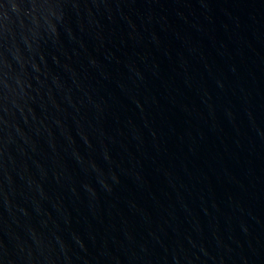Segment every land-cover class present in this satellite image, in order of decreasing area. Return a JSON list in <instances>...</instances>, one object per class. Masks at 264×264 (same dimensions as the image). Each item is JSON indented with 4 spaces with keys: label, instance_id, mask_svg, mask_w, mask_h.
<instances>
[{
    "label": "water",
    "instance_id": "1",
    "mask_svg": "<svg viewBox=\"0 0 264 264\" xmlns=\"http://www.w3.org/2000/svg\"><path fill=\"white\" fill-rule=\"evenodd\" d=\"M0 264H264V0H0Z\"/></svg>",
    "mask_w": 264,
    "mask_h": 264
}]
</instances>
